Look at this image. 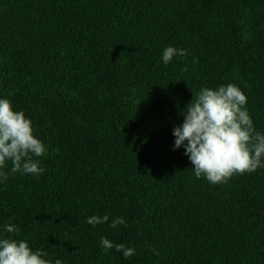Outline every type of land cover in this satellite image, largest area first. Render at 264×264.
<instances>
[{
  "label": "trees",
  "instance_id": "1",
  "mask_svg": "<svg viewBox=\"0 0 264 264\" xmlns=\"http://www.w3.org/2000/svg\"><path fill=\"white\" fill-rule=\"evenodd\" d=\"M229 83L264 132V0H0V98L47 148L0 182V236L51 264H264V168L213 185L173 150L193 95Z\"/></svg>",
  "mask_w": 264,
  "mask_h": 264
},
{
  "label": "clouds",
  "instance_id": "2",
  "mask_svg": "<svg viewBox=\"0 0 264 264\" xmlns=\"http://www.w3.org/2000/svg\"><path fill=\"white\" fill-rule=\"evenodd\" d=\"M186 55V49L168 46L161 59L167 66L173 57ZM246 104L243 91L229 83L215 89L201 88L181 111L183 123L173 129V150L183 146L197 178L203 177L213 185L225 184L234 175L264 168V132L255 130ZM46 151L44 143L34 135L32 121L23 111H15L9 99L0 98V182L17 173L41 175L46 169L34 157H43ZM8 162L10 171L5 170ZM108 220L107 214L94 215L86 223L95 227ZM125 223L123 217H116L109 227ZM3 231L11 235L0 236V264H51L44 250H33L26 240L12 238L20 233L17 225L6 223ZM100 247L105 253L115 248L126 259L135 254L133 247L114 245L106 237L100 238ZM55 264L62 261L57 259Z\"/></svg>",
  "mask_w": 264,
  "mask_h": 264
}]
</instances>
